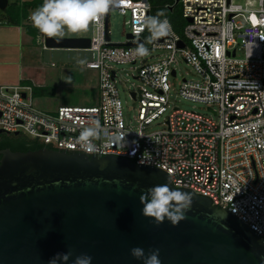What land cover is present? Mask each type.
I'll return each instance as SVG.
<instances>
[{
	"label": "built area",
	"instance_id": "obj_1",
	"mask_svg": "<svg viewBox=\"0 0 264 264\" xmlns=\"http://www.w3.org/2000/svg\"><path fill=\"white\" fill-rule=\"evenodd\" d=\"M176 3L185 20L180 31L162 16L167 34L152 38L149 0H113L110 10L129 14L125 40L111 41L109 10L92 24L84 47L92 52L85 65L97 74L96 102L44 110L36 106L32 85L1 82L0 130L48 147L114 153L160 167L174 186L226 206L264 239V0ZM43 38L37 31L36 41ZM139 45L147 55L136 54ZM179 59L195 75L182 76L178 94L204 103L208 113L170 102L169 76L176 75ZM119 64L136 70L127 91L130 104L120 96ZM152 122L162 126L150 128ZM85 128L96 133L91 151L79 140Z\"/></svg>",
	"mask_w": 264,
	"mask_h": 264
},
{
	"label": "water",
	"instance_id": "obj_2",
	"mask_svg": "<svg viewBox=\"0 0 264 264\" xmlns=\"http://www.w3.org/2000/svg\"><path fill=\"white\" fill-rule=\"evenodd\" d=\"M7 4L0 0V9ZM43 44L84 48L90 40L44 36ZM165 183L193 194L178 226L142 215L141 194ZM135 247L159 249L161 264H264L256 230L210 197L174 186L160 167L114 153L0 148V264H50L65 253L70 259L57 264L82 255L91 264H144L132 256Z\"/></svg>",
	"mask_w": 264,
	"mask_h": 264
},
{
	"label": "rangeland",
	"instance_id": "obj_3",
	"mask_svg": "<svg viewBox=\"0 0 264 264\" xmlns=\"http://www.w3.org/2000/svg\"><path fill=\"white\" fill-rule=\"evenodd\" d=\"M11 1L13 0H8V4ZM4 12V9H0V78L6 79L3 82L19 81L22 84L30 85L42 83L39 85L56 87V93L53 95L33 94L36 106L44 110H54L58 105L65 103L86 104L96 102L98 97L96 71L85 65V62L92 57L89 48L46 47L41 40L31 41L26 33L23 35L24 39L22 38L19 43L15 42L10 45V37L15 39V36H17L16 29L10 28V26L16 24L7 21ZM128 17V13L122 14L115 9L110 10L108 28L111 41L122 42L125 40V34L129 29V25L125 20ZM184 22L185 20L180 17V27ZM21 26V30H23V24ZM92 34L93 26L91 24L87 31L78 33H68L66 31L64 36H91ZM9 54L13 55L16 60L13 62L7 61V55ZM3 57L6 58L5 61L1 60ZM81 60L84 61L83 65L78 63ZM19 66H21V70ZM118 67L120 82L117 85L120 96L126 104H130L131 100L127 95V91L133 81L131 73L136 70L130 67L129 64H119ZM175 68L176 75L169 76L171 84L170 102L182 108L208 113L204 103L182 97L177 92L182 76L195 75L192 66L179 59L175 64ZM69 80H71V83L68 82ZM71 96L76 98H70ZM83 96L85 99L80 98ZM161 126V123L156 122L149 125L150 128Z\"/></svg>",
	"mask_w": 264,
	"mask_h": 264
},
{
	"label": "clouds",
	"instance_id": "obj_4",
	"mask_svg": "<svg viewBox=\"0 0 264 264\" xmlns=\"http://www.w3.org/2000/svg\"><path fill=\"white\" fill-rule=\"evenodd\" d=\"M113 0H44L43 5L34 11L30 19L33 26L38 31L49 38H60L68 33L84 32L89 26L100 20L110 10ZM169 23L165 19L160 21L153 18L149 24L152 31V38L166 35ZM138 56L148 54V49L143 45L135 49ZM81 65L84 61H78ZM71 83V80L68 81ZM96 135L95 130L85 128L81 131L79 140L86 146L87 151H91L90 138ZM143 205L142 215L153 218L157 225L164 223L165 219L173 226L186 219L185 213L191 209L193 194L172 189L168 183L155 185L140 196ZM131 254L138 260H143L144 264H161L159 259V249L145 253L144 249L135 247L131 249ZM68 261L70 254H57L50 261V264H57V260ZM91 257L82 255L75 258L74 264H91Z\"/></svg>",
	"mask_w": 264,
	"mask_h": 264
},
{
	"label": "trees",
	"instance_id": "obj_5",
	"mask_svg": "<svg viewBox=\"0 0 264 264\" xmlns=\"http://www.w3.org/2000/svg\"><path fill=\"white\" fill-rule=\"evenodd\" d=\"M151 4L150 15L151 20L147 25V31L149 32V24L152 22L153 18H160L162 16H167L176 31H180L179 18L182 17L180 14V5L176 3L175 0H149ZM43 5V0H24L18 2L17 0L11 1L4 8V15L7 18V21H10L13 24L21 23L23 18L28 16V9L30 7H36L37 9ZM26 30L29 34L32 35L33 41L36 40V34L38 29H36L33 24H26ZM33 94L42 95L48 94L53 95L55 91L54 86L48 85H32ZM44 144L34 138H29L22 133L17 134H6L3 137H0V148L1 147H10L12 150H26L34 149Z\"/></svg>",
	"mask_w": 264,
	"mask_h": 264
},
{
	"label": "crops",
	"instance_id": "obj_6",
	"mask_svg": "<svg viewBox=\"0 0 264 264\" xmlns=\"http://www.w3.org/2000/svg\"><path fill=\"white\" fill-rule=\"evenodd\" d=\"M18 2H21V1H24V0H17ZM37 10V8L36 7H30L29 9H28V15H30L31 16V14L34 12V11H36ZM21 24H23V30H21ZM26 24H32V21H31V19L30 18H28V16L26 17V18H23L22 19V21H21V23H19V24H16V25H12V26H10V28H14V29H16V34H17V36H15V39H13L12 37H10V40H9V43H11L10 45H13L15 42L16 43H19L21 40H22V38L24 39V37H23V35H24V33H26L27 34V36H29V38H30V40L31 41H33V39H32V35L31 34H29L28 32H27V30H26ZM6 36H8V35H6ZM8 38H9V36H8ZM8 40V39H7ZM34 42H37L36 40L34 41ZM19 54V53H18ZM8 56V59H7V61H9V62H13V61H15L16 60V58L15 57H13V55H7ZM5 59L6 58H2L1 60H4L5 61ZM3 61V62H4ZM19 68H20V70H21V66H19ZM4 80H6V79H2V78H0V82H3ZM37 85H39V84H42V83H36ZM96 86H97V74H96ZM56 93V87H55V91H54V94ZM70 98H76V97H70ZM77 98L79 99V97L77 96ZM80 98H82V99H85V97L83 96V97H80Z\"/></svg>",
	"mask_w": 264,
	"mask_h": 264
},
{
	"label": "flooded vegetation",
	"instance_id": "obj_7",
	"mask_svg": "<svg viewBox=\"0 0 264 264\" xmlns=\"http://www.w3.org/2000/svg\"><path fill=\"white\" fill-rule=\"evenodd\" d=\"M6 134H9V133H6V132H3V131H0V137H3L4 135Z\"/></svg>",
	"mask_w": 264,
	"mask_h": 264
}]
</instances>
